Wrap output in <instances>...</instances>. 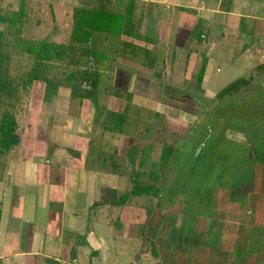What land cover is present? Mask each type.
<instances>
[{
  "label": "crops",
  "instance_id": "obj_1",
  "mask_svg": "<svg viewBox=\"0 0 264 264\" xmlns=\"http://www.w3.org/2000/svg\"><path fill=\"white\" fill-rule=\"evenodd\" d=\"M51 1L0 0V19H13L6 27L22 48L20 40H46L22 36L16 20L49 9L47 26L64 20L65 29L46 42L89 49L98 90L74 89L72 67L52 61L62 75L33 81L15 109L19 143L0 154V264H264V161L240 160L236 182L245 183L221 198L217 190L186 227V205L152 204L165 171L154 165L181 145L178 129H162L180 144L162 140L155 155V128L142 124L146 114L185 116L169 99L184 98L187 80L208 98L220 66L241 72L225 86L244 80L220 99L264 87V0H59L57 18ZM77 8L124 18L116 32L93 30L79 42L71 38ZM155 93L160 100L150 101Z\"/></svg>",
  "mask_w": 264,
  "mask_h": 264
},
{
  "label": "rangeland",
  "instance_id": "obj_2",
  "mask_svg": "<svg viewBox=\"0 0 264 264\" xmlns=\"http://www.w3.org/2000/svg\"><path fill=\"white\" fill-rule=\"evenodd\" d=\"M46 7H53V16L55 15L56 18L60 15L59 0H52L47 3ZM49 11L47 8L41 12L35 11V13H31L30 19L16 20L14 27L24 37L32 36L46 41L52 39L55 32L59 31L63 35L64 20L61 21L57 30L47 26L49 16L52 14ZM39 17L42 19L40 24L37 22ZM6 21L8 24L5 19H0V56L2 57H0V82L5 80L9 91L3 92V88H0V115L4 111H8L16 117L14 111L20 107L23 108L26 101L25 93L29 90V87L24 89L22 83L33 68L39 67V63L31 55H28L24 48L18 47L19 37L6 27L12 26L13 19ZM63 37L66 42L67 35ZM220 67L221 71L219 73L214 71L213 79L207 84L208 98H200L199 93L195 90L197 84L194 80H187L190 82L183 85L187 89L184 98L182 100L169 99L172 105L178 102V106L185 111V116L182 114L176 116L175 112L169 117L149 114L143 117V120L147 121V123H142L143 125L155 128L148 134V136L154 135V141L158 144L152 148L153 154L158 155L160 152V141L162 140L166 144L168 141L171 144L175 141L181 143L179 146L175 145L176 149L172 152L168 164L154 165L162 170L164 167L165 171L157 182L159 187L157 185L154 187L158 194L154 196L155 202L153 201L152 204L160 199L161 203L168 204L169 201L175 200V203L186 205L185 210L182 211L186 227L193 221L195 213L198 215L211 209V197L217 190L218 197L221 198L223 188L228 191L234 190L238 184L244 182H236L237 174L245 172V169H242L244 165L240 164V160L250 157L252 161H264V87L254 84L260 89L247 93L244 95L245 98L241 97L242 94L222 99L220 96H218L219 99L215 96L209 97L210 93H215L231 80V73L235 77L241 73L239 70L229 71L224 66ZM4 68L5 70H2ZM55 70L58 76L62 75L59 74L62 71L61 67L55 65L53 67L52 61L46 63L44 76L53 78ZM224 77L227 78L226 82L220 79ZM138 84L140 91H143L146 84L141 82ZM88 89L98 90V84L95 88L89 87ZM169 94L172 95L170 92ZM158 95L159 93H155L150 101H159ZM200 95H204V93H200ZM248 108L251 110L249 111ZM249 112L251 113L248 114ZM178 118L183 120V123H180L181 127L176 125ZM135 125L136 123H132L134 128H136ZM170 125L174 130L178 129L175 132L179 133V142L178 137L171 131L163 132L162 129ZM140 133L139 139L144 140L146 135L143 134V131ZM124 138L123 141L126 140ZM138 149L140 150V148ZM237 160L239 161L237 162ZM195 205L198 207V212Z\"/></svg>",
  "mask_w": 264,
  "mask_h": 264
},
{
  "label": "trees",
  "instance_id": "obj_3",
  "mask_svg": "<svg viewBox=\"0 0 264 264\" xmlns=\"http://www.w3.org/2000/svg\"><path fill=\"white\" fill-rule=\"evenodd\" d=\"M123 18L124 15L106 12L103 8H77L74 13V23L71 38L79 42H87L91 31L93 30L116 32L117 28L123 21ZM20 46L24 48L28 55H31L33 59L39 63V67L33 68L28 77L23 81L22 85L24 89H27L35 80H42L47 85L51 84V81L46 76H44L46 63L50 61H67V64L72 67L68 81L74 89L82 90L86 89L87 87H96V80H93L94 68H92L90 66L91 64H89L90 60L92 59V52L89 49H77L73 46L59 45L46 41L29 42L24 40H20ZM258 69L264 70V64L258 66ZM2 70H5V68ZM200 71V75H202L203 67ZM243 81L244 80L242 79H238L231 82L219 92V96H223L226 93L235 90ZM0 88H3V92L9 91L7 82L5 80L0 82ZM16 128L17 123L13 114L8 111L1 113L0 154L9 150L13 145L19 143V137L16 132ZM170 151V147H164L162 154L163 161L167 159Z\"/></svg>",
  "mask_w": 264,
  "mask_h": 264
}]
</instances>
